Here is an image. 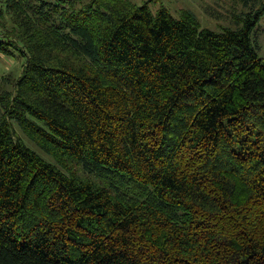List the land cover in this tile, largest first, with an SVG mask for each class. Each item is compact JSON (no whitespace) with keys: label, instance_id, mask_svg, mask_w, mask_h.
Listing matches in <instances>:
<instances>
[{"label":"trees","instance_id":"1","mask_svg":"<svg viewBox=\"0 0 264 264\" xmlns=\"http://www.w3.org/2000/svg\"><path fill=\"white\" fill-rule=\"evenodd\" d=\"M230 1L0 0V264H264V0Z\"/></svg>","mask_w":264,"mask_h":264},{"label":"rangeland","instance_id":"2","mask_svg":"<svg viewBox=\"0 0 264 264\" xmlns=\"http://www.w3.org/2000/svg\"><path fill=\"white\" fill-rule=\"evenodd\" d=\"M141 4L143 0H134ZM164 6L174 16H179L181 10L192 11L200 20L203 28L217 29L219 26L235 28V24L231 19V1L230 0H160ZM160 3L153 7L155 10L159 8ZM253 40L259 46L258 54L264 59V17L261 19L252 36ZM24 59H12L10 57L0 56V78L9 77L11 80L21 73ZM1 116V108H0ZM27 143L34 147L22 132H19ZM35 148V147H34ZM38 152L39 149L36 148Z\"/></svg>","mask_w":264,"mask_h":264}]
</instances>
